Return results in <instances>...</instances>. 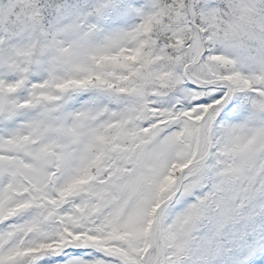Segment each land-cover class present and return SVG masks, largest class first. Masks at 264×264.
Returning a JSON list of instances; mask_svg holds the SVG:
<instances>
[{
  "label": "snow or ice",
  "instance_id": "snow-or-ice-1",
  "mask_svg": "<svg viewBox=\"0 0 264 264\" xmlns=\"http://www.w3.org/2000/svg\"><path fill=\"white\" fill-rule=\"evenodd\" d=\"M0 264H264V0H0Z\"/></svg>",
  "mask_w": 264,
  "mask_h": 264
}]
</instances>
